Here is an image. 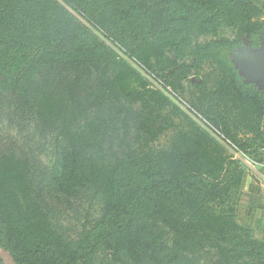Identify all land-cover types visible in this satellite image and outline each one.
<instances>
[{
    "label": "trees",
    "instance_id": "obj_1",
    "mask_svg": "<svg viewBox=\"0 0 264 264\" xmlns=\"http://www.w3.org/2000/svg\"><path fill=\"white\" fill-rule=\"evenodd\" d=\"M66 4L101 11L106 32L130 59L175 91L184 90L179 58L191 59L185 73L212 64L196 80L190 104L240 149L264 161V93L232 60L243 36L254 47L263 40L264 3L0 0V95H17L43 127L59 130L65 149L53 172L57 190L69 197L93 191L104 205L102 218L75 245L36 198L30 159L0 153V243L16 264H95L101 249L116 262L151 264L144 260L143 241L154 233L153 220L172 231L173 260L211 249L212 264H264V239L238 218L245 168L162 89L151 87L130 59L75 21ZM224 26L233 28L234 39L221 35ZM125 32L132 40L121 36ZM201 35L212 37L194 42ZM91 76L95 80L84 85ZM124 101L140 105L135 137L126 133L127 147L99 161L91 152L102 148L109 116L126 110ZM168 131L169 139L157 145ZM151 257L157 264L173 263Z\"/></svg>",
    "mask_w": 264,
    "mask_h": 264
},
{
    "label": "rangeland",
    "instance_id": "obj_2",
    "mask_svg": "<svg viewBox=\"0 0 264 264\" xmlns=\"http://www.w3.org/2000/svg\"><path fill=\"white\" fill-rule=\"evenodd\" d=\"M260 7L264 0H249ZM70 14L78 23L86 26L87 30L94 34L104 46L116 50L118 54L130 59L126 49L122 48L120 41L114 36L106 32L102 22L101 11H96L94 7L89 8V11L78 10L70 4H66ZM224 37L235 38V31L232 27L224 26L221 31ZM111 35V37L109 36ZM123 38L132 40L127 32L122 33ZM212 36L201 35L195 38L194 42H204L210 40ZM242 45L233 52L232 60L235 63L239 72L249 81L254 83V86L264 93V80H253L251 76V67H248L250 54L254 51L251 45L249 35L243 36ZM175 57L173 52H169ZM133 59V58H132ZM180 64L177 71L184 84L182 97L190 103L192 91L195 89V82L211 71L214 66L208 62L203 63L201 68L193 67L190 70L183 68L189 65L191 59L186 56L179 58ZM171 71V69H166ZM155 72V71H154ZM156 74V73H155ZM251 76V77H250ZM165 81V78H161ZM95 80V76L87 78L84 85H89ZM126 107L123 109L113 110L111 116L108 111L105 117L111 118L108 122L106 130L108 136L103 141L102 148L97 153L91 155L99 161H104L106 158H113L114 154L120 152L121 147H127L124 140L125 134L130 133L129 139L133 140L136 132V121L134 117L137 112H140L139 104L121 103ZM120 109V106L118 107ZM128 113L129 116H128ZM127 114V120H126ZM171 132L168 131L156 140L157 145L165 143L169 139ZM65 149V141L59 135V130L43 127L40 119L35 112L26 106L17 95H12L8 92L0 95V153L15 152L20 156L27 157L33 164L35 196L38 201L45 207L51 216L54 224L62 231V233L75 245H78L84 233L94 228L104 213L103 200L93 191L86 192L79 197H69L59 192L55 187L53 180V172L56 169L61 153ZM228 150V149H227ZM228 153L231 152L228 150ZM251 156V155H250ZM252 157V156H251ZM240 165L247 169L246 165L239 159L235 158ZM254 158V157H253ZM255 159V158H254ZM244 201V196L243 200ZM239 212V209H238ZM154 225V233H146L143 241L144 260L151 264H157L151 255L160 257L173 262L172 264H212L215 260V251L211 249H195L181 254L178 259H171L173 233L170 229L158 221L149 220ZM153 240L155 242H153ZM95 264H125L116 262L109 251L105 249L98 251L94 257ZM0 264H16L11 253L4 248L0 243ZM131 264V263H130ZM164 264V263H159Z\"/></svg>",
    "mask_w": 264,
    "mask_h": 264
},
{
    "label": "crops",
    "instance_id": "obj_3",
    "mask_svg": "<svg viewBox=\"0 0 264 264\" xmlns=\"http://www.w3.org/2000/svg\"><path fill=\"white\" fill-rule=\"evenodd\" d=\"M257 162L254 169H246L244 201L239 205L238 218L253 228L256 237L264 239V161Z\"/></svg>",
    "mask_w": 264,
    "mask_h": 264
},
{
    "label": "built area",
    "instance_id": "obj_4",
    "mask_svg": "<svg viewBox=\"0 0 264 264\" xmlns=\"http://www.w3.org/2000/svg\"><path fill=\"white\" fill-rule=\"evenodd\" d=\"M130 61L139 68L150 80V86L156 89H162L174 102L180 105L181 108L186 110L192 115L207 131L215 136L225 147L228 149L235 158H239L248 169H254L259 163L256 159L251 157L244 150L240 149L236 144L229 140L221 130L209 121L204 115L197 111L192 105L185 100L181 93L175 91L164 80L157 77L155 73L148 71L144 65H142L137 59L133 58ZM227 150V151H228Z\"/></svg>",
    "mask_w": 264,
    "mask_h": 264
},
{
    "label": "water",
    "instance_id": "obj_5",
    "mask_svg": "<svg viewBox=\"0 0 264 264\" xmlns=\"http://www.w3.org/2000/svg\"><path fill=\"white\" fill-rule=\"evenodd\" d=\"M254 48V51L250 54V60L247 62L249 64L248 67H251L253 80H264V66L261 64L264 55V38L260 45Z\"/></svg>",
    "mask_w": 264,
    "mask_h": 264
},
{
    "label": "flooded vegetation",
    "instance_id": "obj_6",
    "mask_svg": "<svg viewBox=\"0 0 264 264\" xmlns=\"http://www.w3.org/2000/svg\"><path fill=\"white\" fill-rule=\"evenodd\" d=\"M252 47H254V46H252ZM261 64L264 66V55H263V59L261 60Z\"/></svg>",
    "mask_w": 264,
    "mask_h": 264
}]
</instances>
